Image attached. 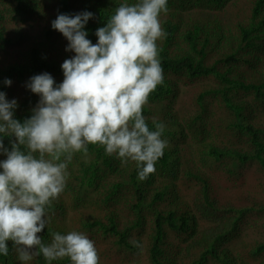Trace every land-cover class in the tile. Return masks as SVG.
<instances>
[{"label": "trees", "instance_id": "trees-1", "mask_svg": "<svg viewBox=\"0 0 264 264\" xmlns=\"http://www.w3.org/2000/svg\"><path fill=\"white\" fill-rule=\"evenodd\" d=\"M114 8L113 0H0V91L17 99L16 118L38 101L24 87L29 77L48 72L59 83L73 55L51 21L91 11L86 30L96 43ZM167 8L164 80L143 110L150 127L153 118L166 124L155 173L139 181L134 163L88 145L68 164L39 235L83 232L99 264H264V0H168ZM250 172L262 177L256 188ZM0 264L21 262L10 248Z\"/></svg>", "mask_w": 264, "mask_h": 264}, {"label": "clouds", "instance_id": "clouds-1", "mask_svg": "<svg viewBox=\"0 0 264 264\" xmlns=\"http://www.w3.org/2000/svg\"><path fill=\"white\" fill-rule=\"evenodd\" d=\"M114 11L88 38L91 11L60 13L51 28L67 40L73 53L61 64L63 80L48 72L33 75L24 87L38 96L31 115L16 118L15 98L0 91V257L15 251L21 264L43 256L47 264L67 258L69 264H99L95 241L80 231L42 235L48 208L69 177L68 164L88 145L102 146L122 164L136 166L137 179L155 173L168 141L166 124L143 110L163 83L158 41L166 37L161 16L168 0H113ZM5 78V87L12 85ZM8 139V145L5 144ZM133 247L142 243L130 238Z\"/></svg>", "mask_w": 264, "mask_h": 264}, {"label": "rangeland", "instance_id": "rangeland-1", "mask_svg": "<svg viewBox=\"0 0 264 264\" xmlns=\"http://www.w3.org/2000/svg\"><path fill=\"white\" fill-rule=\"evenodd\" d=\"M262 180V177L260 174L250 172L246 176V181L251 182V184L254 185V188H256Z\"/></svg>", "mask_w": 264, "mask_h": 264}]
</instances>
